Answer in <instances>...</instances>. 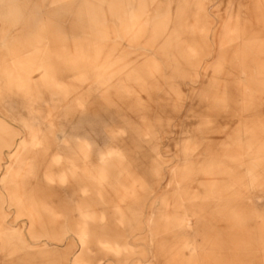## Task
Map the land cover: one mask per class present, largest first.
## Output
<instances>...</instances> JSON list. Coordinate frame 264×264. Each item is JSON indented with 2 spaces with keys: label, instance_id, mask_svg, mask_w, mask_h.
Listing matches in <instances>:
<instances>
[{
  "label": "rangeland",
  "instance_id": "374dc122",
  "mask_svg": "<svg viewBox=\"0 0 264 264\" xmlns=\"http://www.w3.org/2000/svg\"><path fill=\"white\" fill-rule=\"evenodd\" d=\"M21 11L60 18L78 126L27 136L0 102V264H264V0H0L2 78Z\"/></svg>",
  "mask_w": 264,
  "mask_h": 264
},
{
  "label": "crops",
  "instance_id": "0c3cea01",
  "mask_svg": "<svg viewBox=\"0 0 264 264\" xmlns=\"http://www.w3.org/2000/svg\"><path fill=\"white\" fill-rule=\"evenodd\" d=\"M16 7L23 8L28 7L27 5ZM72 7V6H71ZM21 14L14 15L12 21L9 16L5 17L6 21L16 25L22 21L24 17L33 21L29 24V29L17 38H7L5 43V52L3 56L13 57L11 59L12 67L22 66L23 69L12 74L13 76L8 78H2L3 74H6L7 68L10 63L5 62V67L0 69V81L3 84L0 88H4V93H0V102H7L12 105V109L6 111L9 116L17 121L24 130L23 133L27 136H33L39 134L45 136V131H38L39 125L43 123L49 124L48 126L54 127L53 135H62L63 130L68 135H74L78 124V105L79 102L69 97V94L63 90L62 87L55 84L52 80L50 69L52 65H56L57 62L62 61V57L51 50V40L59 38L58 27L59 25L54 24V19L59 20V17H51V15H44L46 20H42V16H27L24 11ZM48 17V18H47ZM76 21L77 17L74 16ZM62 19V18H61ZM53 21V24L51 23ZM75 21V20H74ZM75 21V22H76ZM79 24V21L76 22ZM77 31L78 25H77ZM8 35V31H6ZM8 37V36H7ZM4 38L0 36V41ZM14 60V61H12ZM4 64V63H3ZM56 69V68H54ZM3 70H5L3 72ZM72 74L75 71L72 70ZM62 74V73H60ZM59 74V75H60ZM83 82L82 79L72 78L69 79V84L75 88L76 92H81L82 97L88 95L87 89H82L80 85ZM60 107L61 112L59 114L60 120L55 124L54 121H48L52 117L56 118L57 114L54 111ZM7 115V114H6ZM56 127V128H55ZM39 132V133H37ZM48 144L50 141L47 140ZM55 150L58 152H67L72 149V144H54ZM35 146L28 149H22L25 153L21 156L22 164L18 167H27L28 161H32L35 157H43L45 150L39 149L33 152ZM58 158V156H54ZM53 157V158H54ZM25 169H12V172L8 173V168L5 172L3 190L8 191L15 186V181L22 174ZM45 180L53 181L55 178L54 173L51 169H46ZM60 181V177L58 176ZM59 188V187H58Z\"/></svg>",
  "mask_w": 264,
  "mask_h": 264
},
{
  "label": "bare ground",
  "instance_id": "6f19581e",
  "mask_svg": "<svg viewBox=\"0 0 264 264\" xmlns=\"http://www.w3.org/2000/svg\"><path fill=\"white\" fill-rule=\"evenodd\" d=\"M12 172V168H8V173ZM11 174V173H10Z\"/></svg>",
  "mask_w": 264,
  "mask_h": 264
}]
</instances>
